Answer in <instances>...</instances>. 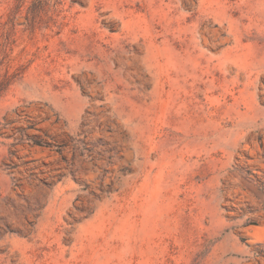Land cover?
Returning a JSON list of instances; mask_svg holds the SVG:
<instances>
[{
  "label": "rangeland",
  "instance_id": "obj_1",
  "mask_svg": "<svg viewBox=\"0 0 264 264\" xmlns=\"http://www.w3.org/2000/svg\"><path fill=\"white\" fill-rule=\"evenodd\" d=\"M264 0H0V264H264Z\"/></svg>",
  "mask_w": 264,
  "mask_h": 264
},
{
  "label": "bare ground",
  "instance_id": "obj_2",
  "mask_svg": "<svg viewBox=\"0 0 264 264\" xmlns=\"http://www.w3.org/2000/svg\"><path fill=\"white\" fill-rule=\"evenodd\" d=\"M247 234L249 235L251 241L264 242V224L248 228Z\"/></svg>",
  "mask_w": 264,
  "mask_h": 264
}]
</instances>
